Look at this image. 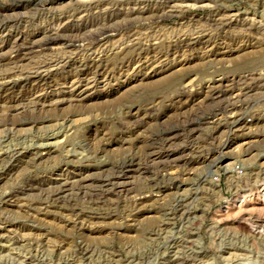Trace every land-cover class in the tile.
I'll list each match as a JSON object with an SVG mask.
<instances>
[{
	"label": "rangeland",
	"instance_id": "1",
	"mask_svg": "<svg viewBox=\"0 0 264 264\" xmlns=\"http://www.w3.org/2000/svg\"><path fill=\"white\" fill-rule=\"evenodd\" d=\"M206 118L259 147L219 160ZM124 159L145 184L111 196ZM0 264H264V0H0Z\"/></svg>",
	"mask_w": 264,
	"mask_h": 264
},
{
	"label": "bare ground",
	"instance_id": "2",
	"mask_svg": "<svg viewBox=\"0 0 264 264\" xmlns=\"http://www.w3.org/2000/svg\"><path fill=\"white\" fill-rule=\"evenodd\" d=\"M53 34V33H52ZM60 39V38H59ZM57 37H55V36H49V37H47V38H45V39H43V41L42 40H35V41H33V42H30V43H28V46H29V50H31V48H35V47H39V46H45V45H47V44H50L52 41H57V40H59ZM19 40V39H18ZM32 41V40H31ZM15 42V41H14ZM194 42V41H193ZM16 43V42H15ZM190 43V42H189ZM22 44V43H21ZM20 44V45H21ZM26 44V43H25ZM187 44V43H186ZM17 45V44H16ZM26 46V45H25ZM24 46V47H25ZM17 47V46H16ZM23 47V46H22ZM20 48V47H19ZM28 48V47H27ZM24 50H25V48H24ZM20 62V61H19ZM65 65V64H64ZM24 71V70H23ZM8 73V72H7ZM19 73V72H18ZM48 76H50V74L49 73H46V74H43L42 73V70L40 71V70H36V71H33V72H31V74L30 75H28V77L24 80L26 83L27 82H31V81H37V80H40V79H46ZM247 76V75H246ZM247 79H248V77H247ZM240 82V81H239ZM212 83V82H211ZM209 84V85H207V86H205V88H203V86H202V90L200 91V92H198L197 94H194V95H190V97H192V99L193 100H197V99H199V98H201V97H203L202 99H201V101H200V103H207V102H214V101H218V99L219 98H221V97H224L223 95H225V93L227 92V91H225V90H222V87H223V85L221 84V82L220 81H217V82H214L213 81V84ZM15 85H16V82H14V81H7V82H4V83H2V85H1V88L2 89H4V90H6V91H10L11 89H13V88H15ZM257 85H259V84H257ZM260 86V85H259ZM250 87V86H249ZM251 90V89H250ZM194 92V91H193ZM244 92V91H243ZM191 93V92H190ZM196 93V92H195ZM246 93V92H245ZM245 93H242V94H245ZM188 94V93H187ZM241 94V95H242ZM250 94V93H249ZM249 94H247V95H249ZM239 97H240V95H238ZM238 96H236V97H238ZM243 97V96H242ZM241 97V98H242ZM186 100V99H185ZM187 101V100H186ZM189 101V100H188ZM184 103V102H183ZM184 106V105H183ZM183 106H181V107H183ZM187 106V105H186ZM192 110V109H191ZM183 112V111H182ZM194 112V111H193ZM199 112H200V110H199ZM180 113H181V111H180ZM186 113V112H185ZM199 114V113H198ZM200 114H201V112H200ZM204 119V118H203ZM196 120V119H195ZM204 121V120H203ZM199 122V121H198ZM207 118L205 119V122H200L197 126H194V128H193V133L191 134V136H190V140H191V142L190 143H193L194 141H196V139L197 138H199V137H201L202 135H206V136H208V137H210L211 139H215L216 137H218L217 136V134H219L220 136L221 135H223V134H225L226 133V131H228V130H223L220 126H209V124L207 125ZM209 123H211V122H209ZM238 124L239 123H236V125H234V126H238ZM187 126V125H186ZM192 126V125H191ZM190 127V126H189ZM188 127V128H189ZM187 128V127H186ZM233 127L231 126L230 127V129H229V131H228V134H227V136H224L223 138H225V137H227V139H225L226 140V142L220 147V157H219V160H221V159H224L225 157H235L234 155H236L237 154V157L239 156L240 157V155H238V153L239 152H243V151H252L253 149H256V148H258L259 147V145H258V141H254V140H251V139H247L246 141L247 142H245V143H238V144H236L235 145V143L237 142H234V139L235 138H237V137H233V135H235V132L237 133V131H240V130H242V129H232ZM185 130V129H184ZM188 130V129H187ZM190 130V129H189ZM192 131V130H191ZM191 131H190V133H191ZM185 133V132H184ZM176 134V133H175ZM187 134H189V133H187ZM238 136H240V135H238ZM248 136V135H247ZM176 137V136H175ZM205 137V136H204ZM204 137H201V138H203V139H205ZM222 137V136H221ZM182 138V137H181ZM189 138V137H188ZM209 138V139H210ZM172 139V138H171ZM176 139V138H175ZM217 139V138H216ZM219 139V138H218ZM217 139V140H218ZM184 140H187V139H184ZM199 140V139H198ZM205 140H207V138L205 139ZM205 140H203V142L205 141ZM223 140V139H222ZM222 140H220V141H222ZM188 141V140H187ZM208 141V140H207ZM211 141V140H210ZM183 142V141H182ZM200 142V141H199ZM212 142V141H211ZM210 142V143H211ZM214 142V141H213ZM212 142V143H213ZM181 143V142H180ZM187 143V142H186ZM223 143V142H222ZM170 144V143H169ZM173 144V142L171 143V145ZM195 145H196V143H194ZM204 144V143H203ZM205 144H207V143H205ZM204 144V145H205ZM216 144V143H215ZM201 145H202V143H201ZM211 145V144H210ZM180 146V145H179ZM191 146V145H190ZM193 146V145H192ZM197 146V145H196ZM203 146V145H202ZM206 146V145H205ZM212 146V145H211ZM193 147H195V146H193ZM207 147H209V146H207ZM219 147V146H218ZM175 148H177V147H175ZM178 148H180L179 149V153H180V155H178L177 156V153L176 154H168V158H167V163L166 164H168V165H166V166H168L169 168H167V169H170V168H173L174 166H176V165H178L179 163H187V162H189L188 160L189 159H187V156H188V154H186V152L188 153V151H191L192 149L189 147V145H187V144H185L184 143V145L183 146H181V147H178ZM177 148V149H178ZM197 148V147H196ZM213 148H215V147H213ZM212 148V149H213ZM169 149V148H168ZM198 149V148H197ZM199 149H200V145H199ZM202 149H203V147H202ZM176 150V149H175ZM193 150H196V149H194L193 148ZM192 150V151H193ZM217 150H218V148H217ZM201 151V150H200ZM219 151V150H218ZM209 152V151H208ZM210 152H211V150H210ZM24 152H22L21 154H23ZM194 153V152H193ZM199 153V152H198ZM198 153H196L197 155H198ZM250 153V152H249ZM195 154V153H194ZM193 154V155H194ZM200 154V153H199ZM204 154V151L202 152V155ZM240 154V153H239ZM242 154V153H241ZM244 154V153H243ZM248 154V153H247ZM30 155H32V154H30ZM34 155V154H33ZM160 155V154H159ZM201 155V154H200ZM207 155V154H206ZM211 155V154H210ZM218 155L219 154H217V157H218ZM36 156V155H35ZM38 156V155H37ZM196 156V155H195ZM209 156V155H208ZM207 156V157H208ZM212 156V155H211ZM157 157V156H156ZM155 157V158H156ZM194 157V156H193ZM197 157V156H196ZM214 160L216 159V156L214 155ZM238 157V158H239ZM206 158V157H205ZM204 158V159H205ZM157 159V158H156ZM158 159H161V158H158ZM199 159V158H198ZM213 158H211V160H212ZM31 160V159H30ZM162 160H163V158H162ZM210 160V159H209ZM116 161V160H115ZM114 161V162H115ZM166 161V159H164V162ZM196 161V160H195ZM199 161V160H198ZM213 161V160H212ZM163 161H162V163H164ZM203 162V161H202ZM209 162H211V161H209ZM209 162H207V163H209ZM215 162V164H216V161H214ZM157 163V162H156ZM190 163V162H189ZM189 163H187L188 164V166H189ZM207 163L205 164V165H207ZM227 163V162H226ZM158 164V163H157ZM156 164V166H158ZM198 164V163H197ZM203 164V163H202ZM212 164V163H211ZM230 164H232V163H228L227 164V166H229ZM186 165V164H185ZM185 165H184V167H185ZM199 165V164H198ZM197 165V166H198ZM204 165V164H203ZM160 166V165H159ZM180 166V165H179ZM200 167H202V165H199ZM199 166H198V168H199ZM208 166V165H207ZM206 166V167H207ZM210 166V165H209ZM208 166V167H209ZM213 166V165H212ZM162 167V166H161ZM161 167H159V168H161ZM192 167V166H191ZM195 167L196 166H194V169H195ZM204 167V166H203ZM202 167V168H203ZM224 167V166H223ZM230 167V166H229ZM231 167H232V165H231ZM145 168H147V167H145ZM144 167H142L141 166V164L137 167V168H135V169H132L131 168V166H130V163H129V160L128 159H124L121 163H112L111 165H110V167H109V169H108V172H107V176H108V185H109V188L108 189H106V191L107 192H109V194L111 195V196H113V195H116L117 193H120V194H122L121 192H126L128 195H129V193H132L131 191L132 190H134V185H135V180H133V181H131V178H138V181H136V182H139L140 184H138V185H144L145 184V179H144V176H143V174L144 173H146L147 172V170L145 169ZM164 168V167H163ZM166 168V167H165ZM179 168V167H178ZM181 168V167H180ZM186 168V167H185ZM189 168V167H188ZM187 168V169H188ZM198 168H196L197 170H198ZM202 168H201V170H202ZM227 168V167H226ZM104 169H106V168H104ZM162 169V168H161ZM182 169H183V167L180 169L181 171H182ZM191 169H193V167L191 168ZM195 169V170H196ZM177 170H179V169H177ZM176 170V171H177ZM196 170V171H197ZM231 170V169H230ZM169 171V170H168ZM171 172L173 171V170H170ZM228 171V170H227ZM100 172V171H99ZM164 172H166V171H164ZM180 172V171H179ZM172 172V174H176V175H174L173 176V178L176 180V178H179V177H181V175H180V173L182 174V172ZM184 172H186V171H184V169H183V173ZM187 172H189L190 173V171H187ZM198 172V171H197ZM199 172H200V170H199ZM198 172V173H199ZM166 173H168V172H166ZM170 173V172H169ZM79 174V173H78ZM93 174H94V172H93ZM135 174V175H134ZM171 174V173H170ZM200 174V173H199ZM71 175V174H70ZM77 175V174H76ZM101 175V174H100ZM103 175V174H102ZM95 176V175H94ZM163 177L164 176H166V175H162ZM168 176H169V178H171L172 179V177H170L171 175H169L168 174ZM167 176V177H168ZM74 177V176H73ZM76 177V176H75ZM85 177V176H84ZM100 178H101V176H99ZM183 177H185V176H183ZM86 178V177H85ZM93 178V177H92ZM103 178V177H102ZM169 178H168V181H169ZM66 179V178H65ZM72 179V178H71ZM74 179H76V178H74ZM106 179V178H105ZM144 179V180H143ZM180 179V178H179ZM183 179V178H182ZM182 179H180V180H182ZM186 179L187 178H184V180L186 181ZM80 180V179H79ZM95 180V179H94ZM103 180V179H102ZM49 181V180H48ZM104 181V180H103ZM200 181V180H199ZM70 182H72V181H70ZM79 182H81V181H79ZM78 182V183H79ZM84 182V181H83ZM105 182V181H104ZM170 182V181H169ZM67 183V182H66ZM87 183H89V182H87ZM100 183V182H99ZM103 183V182H102ZM144 183V184H143ZM203 183V182H202ZM70 184V183H69ZM72 184V183H71ZM86 184V183H85ZM98 184V183H97ZM132 184H134L133 186H131ZM136 184V185H137ZM173 184V183H172ZM182 184V183H181ZM64 184H62V186H63ZM87 185V184H86ZM86 185H84V187L86 186ZM89 185V184H88ZM100 185V184H99ZM98 185V186H99ZM102 185V184H101ZM66 186V185H65ZM69 186V185H68ZM78 186V185H77ZM81 186V185H80ZM80 186H78V187H80ZM103 186V185H102ZM178 186V185H177ZM53 187V186H52ZM83 187V188H84ZM101 186H99V188H100ZM105 187V186H104ZM103 187V188H104ZM135 187H137V186H135ZM140 187H143V186H140ZM140 187H138V188H140ZM55 188V187H54ZM63 188V187H62ZM81 188V190H82V187H80ZM85 188H88V186H86ZM156 188H158V187H156ZM39 189V188H38ZM52 189V188H51ZM65 189V188H64ZM136 189V188H135ZM159 189H162V188H159ZM158 189V190H159ZM47 190V189H46ZM71 190V189H70ZM70 190L69 189H67V190H65V192H60L59 191V193L57 192V194L55 195V196H57V197H59V198H62V197H66V195L68 194V192H70ZM84 190V189H83ZM164 190V189H163ZM58 191V190H57ZM87 191V190H86ZM161 191V190H160ZM43 192H45V191H43ZM85 192V191H84ZM97 192V194H98V196L99 195H103L104 197H105V190H103V189H99V190H97L96 191ZM106 192V193H107ZM53 193H55L54 191H53ZM92 193V192H91ZM95 193V192H94ZM64 194V195H63ZM96 194V195H97ZM120 194H118V195H120ZM157 194V193H156ZM92 195V194H91ZM93 196L95 197V195L93 194ZM39 197V196H38ZM101 197V196H100ZM117 197V196H116ZM123 197V196H122ZM48 198V197H47ZM99 198V197H98ZM136 200V199H135ZM101 201V200H100ZM104 201V200H103ZM138 202V201H137ZM119 203H121V202H119ZM127 203V202H126ZM110 207V206H109ZM120 207V206H119ZM55 209H56V207H55ZM51 210V209H50ZM45 212V211H44ZM85 212V211H84ZM98 213V212H97ZM72 215V214H71ZM78 216H79V214H78ZM92 218V217H91ZM88 221V220H87ZM94 222V221H93ZM137 223V222H136ZM140 225V224H139ZM120 227V226H119ZM122 227V226H121Z\"/></svg>",
	"mask_w": 264,
	"mask_h": 264
},
{
	"label": "built area",
	"instance_id": "3",
	"mask_svg": "<svg viewBox=\"0 0 264 264\" xmlns=\"http://www.w3.org/2000/svg\"><path fill=\"white\" fill-rule=\"evenodd\" d=\"M250 119H252V118H250V117L247 118V121H250ZM233 171H234V173H236L239 176L244 174V168L239 162H235L233 164Z\"/></svg>",
	"mask_w": 264,
	"mask_h": 264
}]
</instances>
